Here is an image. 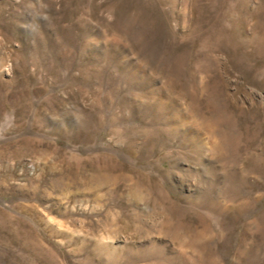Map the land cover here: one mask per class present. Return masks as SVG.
Returning <instances> with one entry per match:
<instances>
[{"label": "rangeland", "instance_id": "374dc122", "mask_svg": "<svg viewBox=\"0 0 264 264\" xmlns=\"http://www.w3.org/2000/svg\"><path fill=\"white\" fill-rule=\"evenodd\" d=\"M0 264H264V0H0Z\"/></svg>", "mask_w": 264, "mask_h": 264}]
</instances>
